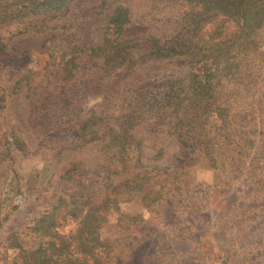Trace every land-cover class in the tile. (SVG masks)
<instances>
[{"label":"rangeland","instance_id":"obj_1","mask_svg":"<svg viewBox=\"0 0 264 264\" xmlns=\"http://www.w3.org/2000/svg\"><path fill=\"white\" fill-rule=\"evenodd\" d=\"M27 1L0 0L1 21L8 8L0 24V264H70L61 245L67 236L44 231L39 220L53 213L58 230L72 232L77 220L66 208L86 200L78 217L95 208L96 236L109 241L90 257L72 249L90 264H264V26L257 31L261 48L243 61L236 56L235 74L211 93L247 103L233 107L231 127L251 119L254 148L239 165L238 156L227 161L224 178L204 149H191L221 126L214 98L189 87L191 54L149 52L180 40L182 51H197L218 25L227 34L237 25L213 19L190 31L184 16L198 7L186 0H74L45 30L42 8L24 17L35 0ZM118 6L128 10V22L110 35ZM79 37L108 55L87 75L62 59ZM72 122L87 137H68ZM138 166L153 175L167 171L183 191L162 193L145 207L142 193L123 184ZM195 167L217 179L187 183L184 170ZM158 183L153 189L165 182ZM137 214L139 220L129 218Z\"/></svg>","mask_w":264,"mask_h":264},{"label":"trees","instance_id":"obj_2","mask_svg":"<svg viewBox=\"0 0 264 264\" xmlns=\"http://www.w3.org/2000/svg\"><path fill=\"white\" fill-rule=\"evenodd\" d=\"M25 1L30 2L27 0ZM73 1L74 0H43L39 5L36 3L37 0H35L30 3L32 6L26 11L24 17L31 19L34 12L38 8H42L41 12L44 14L42 28L47 30L50 27L49 21L53 19L52 22H54L60 16L67 14ZM186 3L192 7H198L195 12L191 11L184 16L185 20H188L190 23V25H188L186 22L188 30L201 29L204 23L209 20L217 19L218 22L222 23L227 20L233 22L237 25L235 31L230 34L224 33L226 31L222 32L221 29L225 27V25L221 24L214 29V33L216 34H208L205 36L202 41L203 45L200 46L197 51H182V48H186L187 46L182 45V40H180L177 42H170V47H168L169 42H166L149 53H151L153 57L156 55L155 53H158L159 57L162 56L163 58H172L171 56L174 55V53L191 54L190 58L192 60L191 66L193 72H191L189 75L190 77H188L189 87L192 89L194 95H205L207 98H214L215 111L221 121V126L213 135H205L203 140L197 142L195 145L193 144L191 149L194 150L198 146L204 149L211 167L222 172L224 171L225 178L228 168L227 161L238 156L240 157L238 160L239 165L249 154V150L254 148V141L248 138L251 119L247 120L245 117H242L241 120H234L232 123H234L235 127H231V120L236 118L235 115H230L233 107H242L247 105V103L243 98L239 100H229L224 97L219 99L214 97L213 94L211 95V93L214 91L215 85L221 82V79H226V81H228L227 79H231L235 74L234 69L236 67L238 68V59L236 56L240 55L243 61L246 56H249V54L253 52L255 53L261 48L257 31L264 26V0H186ZM7 10H1L2 14H4V19H2V21L6 18L8 13ZM16 16L17 15L9 17L12 21ZM2 21L0 20L1 25L3 24ZM127 22L128 10L118 6V8L113 11L112 17L108 20L107 31L110 35H114L122 31V27ZM78 39L79 43H75L74 47L71 41L70 43L68 42V51L64 54L62 59L64 64L69 63L71 66H75L78 70H81V73H83L82 75H87L89 73H87L86 70L88 71L94 68L95 65L102 67V64L108 59V55H106L102 46L91 44L80 37ZM106 39L107 42L115 41L114 39H109V37H106ZM87 64H90V66L87 67ZM77 77L78 76L74 75L73 79ZM210 101L211 100L207 101L206 105L210 104ZM38 118L37 113L32 111L29 115V122L35 124ZM50 124L55 125L56 123L50 122ZM72 124H74V126L76 125L75 122H72L70 125L67 124L68 137H87L85 134L86 132L76 133V130L71 127ZM81 126L82 125L79 124V127ZM72 130H74V133L70 132ZM82 130H85V127H83ZM87 141H90V139L88 138L84 142ZM1 156L2 155H0V157ZM187 160H190V158ZM218 160L220 161L218 162ZM186 165L187 162L181 167H186ZM138 167L140 168V173H137L132 180H124L123 184L129 189H136L142 193L141 201H143L145 207L149 208L151 204L153 205L156 203L157 199L163 200L161 196L162 193H167L172 196L175 192L183 191L178 185L168 182L167 171H163L164 173L156 171V174L153 175L150 174L149 171H145V168ZM160 180L165 182L162 188L153 189L154 186L161 184L158 183L162 182ZM200 193L202 194L205 192L200 191ZM88 202H90V200L77 204L71 202L70 206H67L66 215L77 220L75 228L71 229L72 232L67 234L58 230L57 226L59 222H55L53 213H48L44 215L42 220H39V227L44 231L50 230L55 232L58 236H67L66 242L62 241L61 245L64 250L68 251L67 262L70 264H90L86 258L72 256V249L83 256L85 253H91V255H89L90 257L97 254L99 249L102 250L105 248L103 246H107L109 243V241L100 240L96 236V232L100 225L98 221L96 222L97 216L91 213L93 210L95 212V208L90 209V212L87 211L82 217H78L81 215L80 213H82L83 208ZM139 217L138 214L137 217L136 215H129V218L133 220ZM142 220L141 218V221ZM44 224L45 228L43 227ZM119 227H121V225H119Z\"/></svg>","mask_w":264,"mask_h":264},{"label":"crops","instance_id":"obj_3","mask_svg":"<svg viewBox=\"0 0 264 264\" xmlns=\"http://www.w3.org/2000/svg\"><path fill=\"white\" fill-rule=\"evenodd\" d=\"M197 170L198 169H196V167L193 170L191 169L184 170V173H183L184 180H186L187 183H197V182H210L212 181V179L210 178H213L214 181L217 179L216 173L208 171L207 175L203 176V175H200L201 173L198 174ZM105 232H107V229L102 228L101 230L102 236H106L104 235ZM101 239H103V237Z\"/></svg>","mask_w":264,"mask_h":264}]
</instances>
